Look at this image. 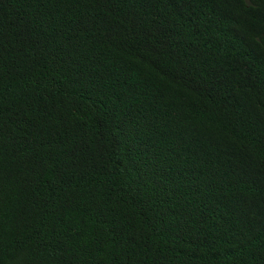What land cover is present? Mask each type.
<instances>
[{
    "label": "trees",
    "instance_id": "trees-1",
    "mask_svg": "<svg viewBox=\"0 0 264 264\" xmlns=\"http://www.w3.org/2000/svg\"><path fill=\"white\" fill-rule=\"evenodd\" d=\"M0 264H264V0H0Z\"/></svg>",
    "mask_w": 264,
    "mask_h": 264
}]
</instances>
